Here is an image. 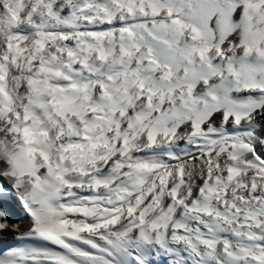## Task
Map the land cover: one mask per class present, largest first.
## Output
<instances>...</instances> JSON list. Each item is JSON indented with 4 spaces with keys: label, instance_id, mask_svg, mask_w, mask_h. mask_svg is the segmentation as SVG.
I'll use <instances>...</instances> for the list:
<instances>
[{
    "label": "snow or ice",
    "instance_id": "snow-or-ice-1",
    "mask_svg": "<svg viewBox=\"0 0 264 264\" xmlns=\"http://www.w3.org/2000/svg\"><path fill=\"white\" fill-rule=\"evenodd\" d=\"M0 264H264V0H0Z\"/></svg>",
    "mask_w": 264,
    "mask_h": 264
},
{
    "label": "bare ground",
    "instance_id": "bare-ground-1",
    "mask_svg": "<svg viewBox=\"0 0 264 264\" xmlns=\"http://www.w3.org/2000/svg\"><path fill=\"white\" fill-rule=\"evenodd\" d=\"M17 221H20V219H18Z\"/></svg>",
    "mask_w": 264,
    "mask_h": 264
},
{
    "label": "water",
    "instance_id": "water-1",
    "mask_svg": "<svg viewBox=\"0 0 264 264\" xmlns=\"http://www.w3.org/2000/svg\"><path fill=\"white\" fill-rule=\"evenodd\" d=\"M12 219H14L13 217H12ZM15 220V219H14Z\"/></svg>",
    "mask_w": 264,
    "mask_h": 264
}]
</instances>
